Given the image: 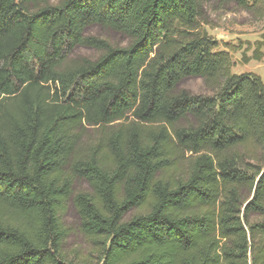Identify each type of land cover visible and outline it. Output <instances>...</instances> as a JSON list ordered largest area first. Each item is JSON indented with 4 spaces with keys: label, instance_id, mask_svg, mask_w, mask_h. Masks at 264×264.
<instances>
[{
    "label": "trees",
    "instance_id": "1",
    "mask_svg": "<svg viewBox=\"0 0 264 264\" xmlns=\"http://www.w3.org/2000/svg\"><path fill=\"white\" fill-rule=\"evenodd\" d=\"M225 1L264 21V0ZM201 14L200 0H0V264H264V82L231 70ZM80 46L101 55L70 59ZM243 58L264 60V32ZM188 77L209 93L179 90ZM76 178L95 263L62 247Z\"/></svg>",
    "mask_w": 264,
    "mask_h": 264
},
{
    "label": "rangeland",
    "instance_id": "2",
    "mask_svg": "<svg viewBox=\"0 0 264 264\" xmlns=\"http://www.w3.org/2000/svg\"><path fill=\"white\" fill-rule=\"evenodd\" d=\"M57 3L58 0H50ZM201 17L207 22L205 30L220 42L219 49H228L233 60L231 70L235 73L253 72L258 74L264 82V60L256 61L254 59L246 62L243 53L247 56L252 54L254 43L260 40L264 32V21L255 22L250 14L236 7L234 4L225 0H200ZM86 34L91 37L107 40L115 46H127L129 39L116 31L101 26H91L87 28ZM101 55L99 50L89 47H76L73 49L70 59L96 60ZM179 90L194 95H207L209 91L200 78L188 77L178 84ZM96 132L91 126L84 128V133L79 141L84 145L95 136ZM90 191L89 185L82 179L76 178L72 185L71 197L65 201L59 211V218L66 229V236L63 239V250L71 259L83 261L88 257L90 263H95L96 258L91 256L93 252L92 244L85 238L80 230V220L76 209L72 203V197L77 192ZM138 212L133 209L127 213L126 219H129ZM252 219L256 218L252 216Z\"/></svg>",
    "mask_w": 264,
    "mask_h": 264
}]
</instances>
